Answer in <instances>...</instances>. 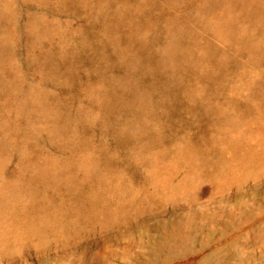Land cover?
<instances>
[{
	"label": "rangeland",
	"instance_id": "rangeland-1",
	"mask_svg": "<svg viewBox=\"0 0 264 264\" xmlns=\"http://www.w3.org/2000/svg\"><path fill=\"white\" fill-rule=\"evenodd\" d=\"M132 1L0 0V264H264V33L245 0ZM173 28L176 77L138 55Z\"/></svg>",
	"mask_w": 264,
	"mask_h": 264
},
{
	"label": "bare ground",
	"instance_id": "bare-ground-1",
	"mask_svg": "<svg viewBox=\"0 0 264 264\" xmlns=\"http://www.w3.org/2000/svg\"><path fill=\"white\" fill-rule=\"evenodd\" d=\"M108 3H111L113 0H105ZM120 1V0H119ZM121 6L118 10H115L113 13L117 16L116 18H122L128 16L132 13L138 12V14L143 11H147V7L144 4H138L139 8L137 11H133L135 7L138 5L135 4V1L132 0H121ZM245 6L243 9L242 16H246V13L251 16L250 22L246 24V26H239L238 29H241L242 35L245 38H252L254 29H259L258 31L263 34L264 33V0H245ZM51 4V3H50ZM52 5V4H51ZM111 11V10H110ZM143 14V13H142ZM146 14V13H145ZM107 15V13H106ZM104 17V13H101L98 19L94 21V23L101 22ZM93 26V24H91ZM48 26V25H46ZM45 28V24L42 29ZM48 29V28H47ZM170 30V29H169ZM39 33V23L37 25V34ZM154 37L150 41H146L143 44L142 50L139 52V56L142 59H158V69L164 75H171L172 77H176L179 73L182 72L184 68L188 66L191 59L193 58L194 52L190 49L187 41L186 34L179 29L173 28L169 32L163 34V32H155ZM160 46L159 45H162ZM98 51V50H97ZM149 51V54H147ZM147 54V55H146ZM150 60V61H151ZM49 65L53 74H58L62 69L61 65H56L54 60L49 57ZM141 61V62H142ZM87 63V62H86ZM123 85L127 86V89L124 92V96L122 98L124 103H129L134 95L135 91L130 87V84L123 81ZM38 94H33L32 99L35 104H37V112L46 113L47 109L45 108V104L41 102ZM49 112V111H48ZM50 114V112H49ZM59 114V113H57ZM62 130V126H59ZM82 136V135H81ZM49 176V175H48ZM51 177V176H50ZM37 183L41 184L43 188V182L37 178ZM41 182V183H40ZM39 184L32 185L26 184L24 190H28L32 193V195H37L40 191L41 187ZM22 186L16 185L14 188H9L0 192V219L4 218L6 214L18 213L20 208V201L24 197L22 192ZM35 215V214H34ZM217 258L212 257L204 260L202 264H218Z\"/></svg>",
	"mask_w": 264,
	"mask_h": 264
}]
</instances>
